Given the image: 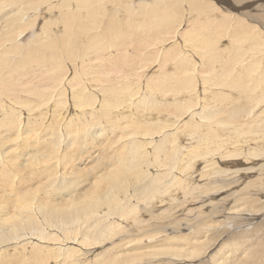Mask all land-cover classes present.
Segmentation results:
<instances>
[{
  "label": "bare ground",
  "instance_id": "6f19581e",
  "mask_svg": "<svg viewBox=\"0 0 264 264\" xmlns=\"http://www.w3.org/2000/svg\"><path fill=\"white\" fill-rule=\"evenodd\" d=\"M259 7L264 0H0L10 40L0 45V264L128 255L194 264L200 254L223 264L235 254L222 238L208 245L199 226L167 233L195 204L189 213L220 218L218 237L264 215L253 197L264 195ZM44 52L42 73L25 74ZM257 164L259 177L242 184ZM122 235L128 253L100 252Z\"/></svg>",
  "mask_w": 264,
  "mask_h": 264
},
{
  "label": "rangeland",
  "instance_id": "374dc122",
  "mask_svg": "<svg viewBox=\"0 0 264 264\" xmlns=\"http://www.w3.org/2000/svg\"><path fill=\"white\" fill-rule=\"evenodd\" d=\"M233 1V0H232ZM261 1V0H260ZM38 2H40V1H38ZM40 5V4H39ZM46 4H42V6H41V9L44 11V9H47L49 6L48 5H46ZM39 7V6H38ZM257 9H259V10H255V11H253V12H251V14H253L255 17H258V19H263L264 18V9H261L260 10V7L259 8H257ZM252 11V10H251ZM25 18V17H24ZM41 18L42 17H39V18H37V22H36V24L35 25H37V23L39 22L40 24H42L43 22H42V20H41ZM264 20V19H263ZM0 23H1V21H0ZM1 25V24H0ZM1 28V27H0ZM24 29H25V25H24ZM0 36H1V39H0V41H1V43H0V45H2L3 44V42H5V46H8L9 47V45H8V43H10V40H7V39H3V37H2V35L0 34ZM6 37V36H5ZM10 38V37H9ZM25 38V37H24ZM30 38V37H29ZM15 39V38H14ZM25 41H27V40H25ZM22 42H24V41H22ZM7 44V45H6ZM25 50H28V51H30L28 48L27 49H24V51ZM27 51H25V53H26ZM24 54V53H23ZM11 56H13L12 54H11ZM25 56H26V58H27V53L25 54ZM32 57H33V60H29L30 62V66H29V63H26V65L24 66V68H28V69H26L25 71H24V73L25 74H27V71H28V73L29 72H31V71H34V69L36 70L35 71V73L34 74H32L31 76H34L36 73H42V72H39L41 69L37 66L38 64L40 65L41 63H43V62H45V61H47V55L45 56V52L44 53H42L41 55H39V56H35V54L33 53L32 54ZM22 58L21 57H19L18 59L16 58V60H15V62H14V64H17V65H21L22 64V62L23 61H20ZM36 59V60H35ZM35 61L36 62H38V63H35ZM21 63V64H20ZM33 63V64H32ZM12 65V64H11ZM29 66V67H28ZM11 68H12V66H11ZM258 161V160H257ZM261 163H264V160H262L261 162H259L258 164L260 165ZM256 165V166H253V168L254 169H252L251 171H249V177L247 178V179H245L243 182H242V184H246V182H248L249 180H250V178L251 179H253V178H258L259 177V175H260V173H261V171H259L260 169H259V165ZM226 179V178H225ZM221 180H223L222 178H221ZM224 182V181H223ZM239 185V186H237V187H234L233 189H235V190H233V189H231V191H237V190H239L241 187H243V185ZM231 192H229V191H225V192H222L221 193V196L219 197V198H227L226 196H228L229 194H230ZM254 198H262L261 200H262V202H264V200H263V198H264V195L262 194L261 196H253ZM252 197V198H253ZM228 203H230L231 205H229L230 207L234 204V200H233V198L231 197L228 201H227ZM195 206L197 207V204H195ZM194 205H190L188 208H186L185 210H184V208H182V210L181 211H183V214H185L184 216H182V217H179V219H176V220H179V221H181V223L182 224H187V225H191V224H194L193 225V230L191 229V230H185V231H180V228H183V225L181 224L180 226H176V227H174V232H172V233H167L168 235H170V236H172V235H174V234H177L178 232H181L182 234L181 235H183V233H185V235L186 234H189L191 231H192V234L195 232V231H198V232H201L202 231V234L200 235V237H202L203 239L202 240H205L206 242H208V240H209V242H208V245H210L211 243H212V240H213V242L215 241V239H223V240H221V243L220 244H232V245H234V246H236L237 245V247H239V250L237 251H235V254L233 253V252H229V253H227L226 255H225V258H226V261L225 262H223V264H233V261H234V264H239L240 262L242 263V264H252V262H253V264H264V224L261 226V223H263L264 222V215L263 216H261V217H259L256 221H253L252 223H250V224H244L243 226H236V227H233V228H231V227H229L230 228V230H228V232H226V233H224L223 235H220L219 237H218V235L219 234H222V231L225 229V226H221V230H220V226L219 225H216V223H218L219 221H220V218L218 217H207L206 215H205V209H195L194 211H191L190 213H189V211L188 210H192V209H194V208H196ZM230 207H228L227 208V210H226V214H228V213H230V212H233V211H230ZM201 210V211H200ZM162 211V210H161ZM235 212H237V211H235ZM181 213V212H180ZM208 213V212H207ZM263 213V212H262ZM190 215V216H189ZM207 215H209V214H207ZM237 215H238V213H237ZM187 216V217H186ZM193 219V220H192ZM207 219V220H206ZM211 219H212V221H211ZM192 220V221H191ZM185 221H186V223H185ZM210 221V222H209ZM214 221H216V222H214ZM211 223V224H210ZM175 224V223H174ZM201 225V226H200ZM260 225V226H259ZM198 226H199V228L201 227V231H199V228H198ZM212 226V227H211ZM215 226V227H214ZM247 226V227H246ZM255 227V228H254ZM205 228V229H204ZM213 228V229H212ZM257 228V229H256ZM219 229V230H218ZM245 229V230H244ZM253 229V230H252ZM256 230V231H255ZM209 233H208V232ZM152 232L151 231H149L148 232V235L149 234H151ZM212 233V234H211ZM263 233V234H262ZM192 234H190V236H192ZM243 234H244V236H243ZM254 234H256V235H254ZM194 235V234H193ZM203 235V236H202ZM251 235V236H250ZM169 236V237H170ZM205 236H207V237H205ZM257 236H258V238H257ZM194 237V236H193ZM205 237V238H204ZM209 237V238H208ZM212 238V239H211ZM131 238H127V236L126 235H122V236H120L118 239H116V240H113L111 243H109V244H107L104 248H102L101 249V251L100 252H103V251H105V250H103V249H107L109 246H111V247H113L114 246V248H110L109 249V251L110 252H114V251H117V250H127V248H128V246L126 245V242L128 241V240H130ZM217 239V240H218ZM239 239H242V240H239ZM247 239V240H246ZM252 240V241H251ZM260 240V241H259ZM151 240H149V242H150ZM204 241V242H205ZM117 242V243H116ZM246 242V243H245ZM249 242H252V243H249ZM113 243V244H112ZM160 243V242H159ZM240 243V244H239ZM115 244V245H114ZM246 244V245H245ZM258 244V245H257ZM208 245L207 246H205L206 247V249H205V252H207L208 251ZM242 246V248H241V246ZM122 246V247H121ZM124 246V247H123ZM122 249H121V248ZM261 247V248H260ZM190 248H191V246L190 245H186V246H184L183 247V249H186V252H188L189 250H190ZM249 248V249H248ZM111 249H114V251H112ZM115 249H117V250H115ZM188 249V250H187ZM240 249H242V251L240 250ZM252 249V250H251ZM193 249H191L190 251H192ZM211 250V249H210ZM208 251V252H211V251ZM249 250V251H248ZM109 251L107 250V253L108 254H110L109 253ZM247 251V252H246ZM262 251V252H261ZM106 252V251H105ZM207 252V253H208ZM248 252H250V253H248ZM107 253H103V255H105V256H107ZM124 253H128V251H126V252H124ZM231 253V255H229ZM245 253H247V254H245ZM263 253V254H262ZM212 253H210V255H211ZM242 254V255H241ZM253 254V255H252ZM255 254V255H254ZM258 254V255H257ZM209 255V256H210ZM234 255V256H233ZM245 255V256H244ZM110 256V255H109ZM247 256V257H246ZM169 256H167V258H168ZM202 257V258H201ZM206 257H208V256H203V255H199L197 258H195V263L194 264H214V262H212V260H210V259H208V258H206ZM230 257V259H228ZM240 257V258H239ZM135 260H134V259ZM162 258H164L165 259V257H159L158 259H162ZM238 258V259H237ZM251 258V259H250ZM256 258V259H255ZM142 259V258H141ZM220 259V258H219ZM233 259V260H232ZM240 259L242 260V261H240ZM138 259H136L134 256H131V255H128V256H126V257H124V261L125 262H127V263H125V262H123V261H120V262H117L118 264H122V262H123V264H155L156 262H158V263H163V262H161V261H156V259L154 258V259H147V258H145V260H144V262H143V259L142 260H139V261H137ZM151 260V261H150ZM239 260V261H238ZM133 261H135V262H133ZM222 261V260H221ZM247 261V262H246ZM153 262V263H152ZM229 262V263H228ZM232 262V263H231ZM244 262H246V263H244ZM107 264H113V262H111V261H109V263H107ZM193 264V263H192Z\"/></svg>",
  "mask_w": 264,
  "mask_h": 264
}]
</instances>
